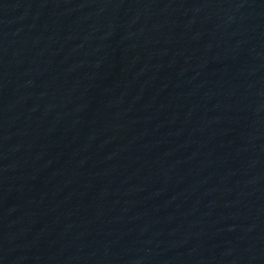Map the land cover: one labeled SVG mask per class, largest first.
Masks as SVG:
<instances>
[{"label": "water", "instance_id": "obj_1", "mask_svg": "<svg viewBox=\"0 0 264 264\" xmlns=\"http://www.w3.org/2000/svg\"><path fill=\"white\" fill-rule=\"evenodd\" d=\"M0 264H264V0H0Z\"/></svg>", "mask_w": 264, "mask_h": 264}]
</instances>
